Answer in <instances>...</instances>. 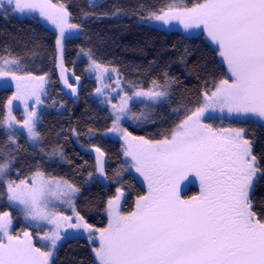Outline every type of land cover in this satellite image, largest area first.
Here are the masks:
<instances>
[{"label": "snow or ice", "instance_id": "snow-or-ice-1", "mask_svg": "<svg viewBox=\"0 0 264 264\" xmlns=\"http://www.w3.org/2000/svg\"><path fill=\"white\" fill-rule=\"evenodd\" d=\"M90 6L95 7L94 0ZM0 10L4 15L38 10L40 17L55 25L61 79L75 96L77 89L65 76L62 52L67 32L81 26L69 23L70 13L64 5L51 0H0ZM118 14L119 9L113 13ZM83 15L87 18L90 14ZM140 19L143 23L164 25L177 21L185 31L202 29L217 46L230 79L220 80L210 93L204 91L202 103L194 110L185 109L190 114L159 140L133 136L121 121L139 124L148 120V113L133 112L129 101L149 108L170 103L174 81L164 73L163 83L153 80L147 90L125 81L129 91L120 96L119 104H111L112 124L107 133L120 135L124 155L131 157L132 167L147 181L148 194L138 197L135 210L127 215L119 211L124 195L121 188L107 201L108 226L97 230L99 247L92 249L98 264H264V209L257 213L252 197L256 183L264 179V157L254 154V141L248 138L245 128L214 129L202 122L206 113L217 109L244 123L264 122V0H204L190 8L172 0ZM89 60L93 71L117 72L116 87H121L117 69L101 66L91 53ZM24 71L19 57H0V82L6 86L11 80L16 86L7 101L9 111L0 119V128L7 136L0 145V183L5 186L9 205L18 206L25 219L34 221L37 228L43 222L53 227L39 237L47 242L46 250H42L32 243L29 232L25 231L23 238L12 235L10 213L0 212V264H52L59 242L69 238L68 229L82 228L90 241L94 233L76 211L73 198L81 191L76 185L62 178L45 177L39 170L29 178L31 183L7 179L20 150L17 132L26 130L27 141L32 145L41 140L37 112L35 108L28 110V100L34 97L36 105L43 103L40 97L47 80L46 76L31 73L21 75ZM97 79L102 77L98 75ZM28 82L35 86L29 88ZM95 91L103 94L104 89L98 87ZM15 100L24 102L26 114L22 121L11 114ZM172 111L178 115L180 108ZM72 132L78 135L75 129ZM93 147L98 178L107 180L105 154L101 148ZM49 156L65 159L61 148L52 149ZM189 174L199 178L200 194L182 199L179 181ZM92 177L90 172L88 180ZM57 202L72 208L76 223H72V216L56 210Z\"/></svg>", "mask_w": 264, "mask_h": 264}, {"label": "trees", "instance_id": "trees-1", "mask_svg": "<svg viewBox=\"0 0 264 264\" xmlns=\"http://www.w3.org/2000/svg\"><path fill=\"white\" fill-rule=\"evenodd\" d=\"M66 5L70 19L81 26L80 33L64 40L63 61L72 75L79 77L77 97L71 94L59 76L56 54V33L44 25L38 17L19 18L10 12L0 11V57H19L25 71L31 74H48L45 108L40 114L37 130L40 142L31 146L26 138L16 135L20 150L8 176L19 180L37 170L47 177L62 178L80 188L75 207L93 228L106 225V202L117 188L125 191L123 209L131 211L145 188L129 171L122 160L120 142L104 133L111 126V115L98 99L92 96L96 82L86 75L87 59L80 51L91 53L92 58L103 65L114 67L125 82L148 88L153 80L163 83L164 73L172 83L171 102L155 107L141 103L132 104L135 111L148 113L147 123L128 125L131 133L158 140L174 127L186 114L185 109L199 106L204 91H211L222 79L228 78L227 69L221 62L217 49L200 33L185 36L175 29L165 30L139 21V16L156 11L171 0H97L95 7L90 0H58ZM194 6L203 0H183ZM119 9L120 14L113 15ZM90 17L84 19L83 13ZM68 71V72H69ZM68 82L73 83L71 76ZM13 90L0 88V119ZM64 105L60 110L59 106ZM180 108L179 114L173 109ZM216 125L233 124L248 131L254 141V154L264 157V125L258 121H227L208 119ZM75 129L78 135H74ZM7 139L0 128V145ZM99 147L105 156V173L102 185L95 173L93 156L87 149ZM54 148H61L65 159L50 157ZM2 159V157H0ZM264 166V160H261ZM93 173L88 180V174ZM87 181V183H86ZM197 193L192 186L185 194ZM5 187L0 183V212L10 211L14 230L28 227L19 212L7 205ZM255 211L264 209V179L256 183L252 193ZM52 264H98L91 245L83 237L65 240L56 250Z\"/></svg>", "mask_w": 264, "mask_h": 264}, {"label": "rangeland", "instance_id": "rangeland-1", "mask_svg": "<svg viewBox=\"0 0 264 264\" xmlns=\"http://www.w3.org/2000/svg\"><path fill=\"white\" fill-rule=\"evenodd\" d=\"M51 2L53 4H57V5H60V4H63L64 7L66 8V5L64 3H62L61 1H58V0H51ZM92 2V0H90V3ZM97 0H94V3H96ZM171 1L167 2L164 7L166 5H168ZM204 2V0H203ZM201 2V3H203ZM175 3L178 4L179 6L181 7H188L185 5L184 1L183 0H175ZM190 7H193V6H190ZM189 7V8H190ZM2 11V10H0ZM12 15H15L19 18H23V17H29V16H36L39 18V20L44 24L46 25L47 27H49L50 29H52L55 33H56V37L58 35V30L56 29L55 25L51 24L50 22H48L47 20H45L44 18L40 17L39 16V11L36 10V11H25L24 13H19V12H16V13H12L10 12ZM144 16H147L144 15ZM90 15L87 17L89 18ZM84 19H86V17L84 16ZM139 21H141L140 19V16H139ZM142 22V21H141ZM69 23H72V24H78V23H74L70 17H69ZM143 23V22H142ZM145 24H148V23H145ZM79 25V24H78ZM148 25H151V26H154V27H157V28H161V29H165V30H171V29H175L177 31H179L180 33H182L183 35L185 36H193V35H198L200 33H202L205 38L207 39V41L214 47L217 49V52H218V48L215 44H213L206 36V34L203 33V30L202 29H191V30H188V31H185L184 28L182 27V25H180L177 21H172L170 25H164L160 22H155V23H152V24H148ZM81 29V28H80ZM80 29L79 30H69L66 34V38L67 37H70V36H76L80 33ZM65 38V39H66ZM63 48H64V41H63ZM56 54H57V68H58V71H59V76L61 78V69L60 67L58 66L61 62V53L58 52L57 50V47H56ZM218 55H219V52H218ZM79 56H83L87 59V67H86V75L90 78H92L95 82H96V88L100 87L102 89H104V92L103 94H97L96 93V89L93 91L92 93V96L96 99L99 100V102L101 103V105L105 108L108 109L110 115H111V119H112V108H111V104H119L120 103V96L124 94V92H128V88L125 86V82L121 79L120 80V85L121 87H116V82H117V72H111V73H106V72H97V71H93L92 69L89 68V65L91 63V61L89 60V52L87 51H80L79 53ZM219 58L221 60V62L225 65L226 69H227V64L224 62L223 58L219 55ZM62 63H63V67L64 69L66 70L65 71V76L67 77L68 75L71 76V79L73 81V83H70L72 84L74 87H76V89L78 90V86H79V81L76 80V77L74 75H72V73L66 69L65 65H64V61H63V52H62ZM98 63V62H97ZM101 66L103 67H107V68H114V67H111V66H107V65H103L101 63H99ZM69 71V72H68ZM21 75H26L27 72H21L20 73ZM227 74H228V78L226 79H230V73L228 72L227 70ZM33 76H46V80L47 82L43 85V91L41 92V100L43 101L42 104H39V105H36L35 104V98L32 97L28 100V105H29V109L28 110H31L32 108H35L36 112H37V116H38V120H37V125H38V122L40 120V114L42 112V110L45 108V96H46V92H47V87H48V82H49V75L48 74H40V75H36V74H32ZM100 75L102 77V79H97V76ZM120 76V75H119ZM62 80V79H61ZM219 83V82H218ZM217 83V84H218ZM105 85H108L109 87L105 88ZM29 88L31 87H34L35 86V83L34 82H28V85H27ZM1 87H9L13 90L12 92V95L13 93L16 91V86H15V82L9 80V82L7 83V85H3L2 82H0V88ZM67 87V86H66ZM139 87V86H138ZM151 85L148 87L150 88ZM68 88V87H67ZM113 88H115V91H113ZM121 88H123V91H121ZM148 88H145V90H147ZM69 89V88H68ZM134 90V89H133ZM215 88L211 91H214ZM210 91V92H211ZM209 92V93H210ZM119 93V94H118ZM129 94H131L129 92ZM11 95V97H12ZM75 98L77 97V94L74 96ZM108 100H110V103L107 102ZM104 101V102H102ZM203 101V97H202V100H201V103ZM134 103H139L138 101H129V105L130 107L132 108V104ZM59 109L60 110H63L64 109V105H60L59 106ZM195 109V108H194ZM133 112H136V113H139V111H135L133 108H132ZM9 109L7 107V104H6V108H5V116L7 115ZM11 114L13 116L16 117V119L18 121H22L23 118L25 117V114H26V110H25V105H24V102L23 101H20V100H15L13 101V104H12V107H11ZM4 116V117H5ZM184 118V117H183ZM181 118V119H183ZM222 119V120H227V121H240L238 119H236L234 116L233 117H229V114L225 111L223 113H221L219 111V109L215 110V111H210L208 113L205 114V117L202 118V122L205 123V124H210L212 125V127L214 129H229V128H241L239 126H236V125H233V124H228V125H216L214 122L212 121H208V119ZM180 119V120H181ZM259 122V121H258ZM147 123V120H144V121H141L139 122V124H137V122H133L131 120H122L121 121V124H122V127L126 128L129 132L130 130L128 129V125H131V126H134V125H142V124H145ZM264 125V122H260ZM111 124H112V121H111ZM17 127L19 128V125H17ZM111 127V126H110ZM109 127V128H110ZM20 133L22 134L25 138H26V130H22V131H19L17 132V134ZM107 131L104 133L105 136H109V137H112V138H115L117 139L120 144H121V151H122V160L123 162L125 163V166L126 168L133 172L135 178L138 180L139 183H141V185H143V187L145 188V194L144 195H147L148 194V183L147 181L144 179V177L135 171V168L132 167V160H131V157H126L124 155V141L122 140V138L120 137L119 134L117 133H107ZM16 134V135H17ZM133 136H141V135H136V134H133ZM144 137V136H143ZM146 138V137H145ZM148 139V138H146ZM162 139V138H161ZM27 140V138H26ZM151 140V139H150ZM159 140V139H158ZM28 142V141H27ZM29 145L31 146H35V145H32L28 142ZM37 145V144H36ZM33 174V173H32ZM32 174L24 177V178H21L19 180H13V179H10L9 176L7 175V179L9 180H13V181H16L17 183H19L20 180H28L29 183H31V180L29 179ZM47 177V176H45ZM65 180V179H64ZM192 186H195L197 187V193L193 194V193H190L188 195H183L185 194ZM5 187V186H4ZM120 188V187H119ZM122 189V188H121ZM124 195L120 198V202H119V211L121 214H124V215H127L128 213H131L132 211L135 210V207H136V201H135V205H134V208L131 210V211H125L123 209V206H124V202H125V197H126V194H125V191L122 189ZM5 193H6V189H5ZM179 193H180V196L182 199H190L191 197L193 196H197L200 194V181H199V178L196 177L194 174H189L187 179H184V180H181L179 181ZM116 195V191H115V194L111 197L113 198L114 196ZM143 195V196H144ZM78 196V195H77ZM77 196H75L73 198V203L75 205V202H76V199H77ZM109 198V199H111ZM108 199V200H109ZM107 200V201H108ZM137 200V199H136ZM5 201L7 203V205H9V202H8V199H7V194L5 196ZM10 206V205H9ZM10 207H13L15 208L23 222L28 226V227H24L20 230H14V225H15V220L12 216V214L10 213V211H7L10 213L11 217H12V222H11V225H10V228H9V231L12 235H19L21 238H23V233L25 231L29 232L31 235H32V243L36 246V247H40L42 248V250H46L44 249V245L47 243L46 241H42L39 237L43 235V233L45 231H49L53 225H49L47 224L46 222H43V226L41 228H37L36 226V223L30 219H25V216L23 214V212L20 210V208L16 205H11ZM76 208V207H75ZM108 206H107V202H106V208H105V214H106V225L102 228H93V233H94V236H93V240L90 241L88 239V232L84 231L82 228L81 229H68L67 232H68V236L70 238H76V237H83L85 238L88 243L91 245V250L93 248H98L99 247V236H100V233L99 229H104V228H107L108 226V221H109V217H108V210H107ZM56 210L60 213H62L63 215H66V216H72L73 219H72V223H76V219H75V216L73 214V211H72V208L69 207L68 205L66 204H61L59 202H57V206H56ZM77 211V209H76ZM86 222V221H85ZM87 223V222H86ZM88 224V223H87ZM61 232L63 234L64 232V229H61ZM67 240V239H66ZM65 241V240H64ZM59 242V245L58 247L64 242ZM6 242V241H5ZM58 249V248H57ZM56 253V251H55ZM92 254H93V257L95 259V261L98 263V261L96 260L95 258V254L94 252L92 251ZM55 255V254H54Z\"/></svg>", "mask_w": 264, "mask_h": 264}, {"label": "water", "instance_id": "water-1", "mask_svg": "<svg viewBox=\"0 0 264 264\" xmlns=\"http://www.w3.org/2000/svg\"><path fill=\"white\" fill-rule=\"evenodd\" d=\"M87 152H89L92 156H93V158H94V162H95V173H96V177H97V179H98V181L102 184V185H104L105 183H106V180H104V179H102V178H98V173L96 172V153H95V151H94V148H89V149H87ZM104 169H105V156H104Z\"/></svg>", "mask_w": 264, "mask_h": 264}]
</instances>
